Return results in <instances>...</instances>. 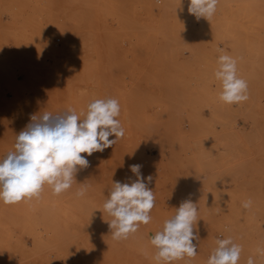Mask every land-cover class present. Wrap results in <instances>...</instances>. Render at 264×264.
<instances>
[{
  "label": "rangeland",
  "instance_id": "1",
  "mask_svg": "<svg viewBox=\"0 0 264 264\" xmlns=\"http://www.w3.org/2000/svg\"><path fill=\"white\" fill-rule=\"evenodd\" d=\"M222 3L208 21L189 0H0V160L32 115L83 119L95 99L118 100L124 129L67 191L45 184L38 199L0 201V264H157L150 236L185 200L197 255L172 264H207L227 238L238 264H264V0ZM221 54L237 60L247 101L219 99ZM134 164L152 177L155 206L114 240L103 205L112 181L136 179Z\"/></svg>",
  "mask_w": 264,
  "mask_h": 264
},
{
  "label": "clouds",
  "instance_id": "2",
  "mask_svg": "<svg viewBox=\"0 0 264 264\" xmlns=\"http://www.w3.org/2000/svg\"><path fill=\"white\" fill-rule=\"evenodd\" d=\"M218 2L189 0L188 12L197 20L209 21ZM214 75L221 84V101L238 104L248 100V84L237 76L235 58L221 54ZM119 114L118 100L110 98L90 102L83 119L72 108L55 115L50 112L32 115L31 122L17 135L15 150L0 160V201L11 205L33 197L38 199L45 184L51 186L54 195L70 189L76 173L89 166L87 156L103 152L123 138ZM113 135L115 139H109ZM129 167L136 179L131 183L112 181V190L103 205L104 211L113 217L108 222L114 240L127 239L140 224H148L155 206L154 192L145 183L151 182L152 177H143L139 164ZM85 191L86 188H81L76 195L83 196ZM195 205L191 200L182 202L175 214L164 221L162 230L150 236L157 249L154 257L157 264L161 261L172 264L185 257L191 260L197 255V245L193 243L198 239L194 233L198 221ZM251 205L249 199L242 207L248 209ZM241 251V246L231 238L218 240L207 264H238ZM257 251L264 256V248ZM247 264H255L252 257Z\"/></svg>",
  "mask_w": 264,
  "mask_h": 264
},
{
  "label": "bare ground",
  "instance_id": "3",
  "mask_svg": "<svg viewBox=\"0 0 264 264\" xmlns=\"http://www.w3.org/2000/svg\"><path fill=\"white\" fill-rule=\"evenodd\" d=\"M221 2H224V0H219V2H218V4H217V7L220 5V6H222L223 7V3H222V5H221ZM237 4V3H236ZM226 5V4H225ZM224 5V6H225ZM233 8V7H232ZM220 12V11H219ZM233 12V11H232ZM223 15V14H222ZM225 21V20H224ZM223 21V22H224ZM219 23V22H218ZM234 23V22H233Z\"/></svg>",
  "mask_w": 264,
  "mask_h": 264
}]
</instances>
